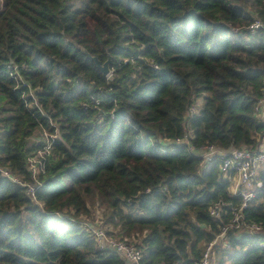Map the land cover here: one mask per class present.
Here are the masks:
<instances>
[{"label": "trees", "instance_id": "trees-1", "mask_svg": "<svg viewBox=\"0 0 264 264\" xmlns=\"http://www.w3.org/2000/svg\"><path fill=\"white\" fill-rule=\"evenodd\" d=\"M256 20L264 0H2L0 168L30 181L43 132L57 137L34 199L0 172V264H123L71 220L94 207L142 264L199 261L242 203L203 149L255 150L264 136ZM77 46L110 57V76ZM242 216L261 231L228 229L217 264H264V191Z\"/></svg>", "mask_w": 264, "mask_h": 264}, {"label": "built area", "instance_id": "built-area-1", "mask_svg": "<svg viewBox=\"0 0 264 264\" xmlns=\"http://www.w3.org/2000/svg\"><path fill=\"white\" fill-rule=\"evenodd\" d=\"M260 29L264 30V24L258 20L246 28V30L251 34ZM14 70L16 75L19 76L15 68ZM29 95L32 96L31 90H29ZM263 100L259 102L257 106L258 113L260 112ZM29 107H31V105H29ZM195 112L196 107L192 106L189 109V113L194 114ZM43 135L45 139V145L43 149L38 150L27 159V167L30 171V181L24 180L22 177L13 176L9 170L0 168L1 177L7 178L11 182L24 188L25 193L32 199H34V191L36 186L40 185L37 179V171L43 172L44 160L50 154V145L52 143V139L57 137V131L54 135L44 131ZM188 138L189 136L187 139L186 137L184 138L186 143H188ZM180 142L183 141L180 140L177 143ZM190 149L192 150L191 147ZM202 157L204 164L210 162L212 158L217 157L221 161L219 170L225 179L231 178V173H233L234 176L232 178L234 183L232 187V193L240 196L242 200L241 206L232 212L230 223L221 228L220 234L216 236L211 243L205 246L201 259L194 263L212 264L213 248L217 242L225 239L228 229L243 228L247 233H259L261 231L260 225L255 223L246 224L243 222L242 211L249 205V203L257 196L259 192L264 191V177L260 179V176L264 175V136L255 150L243 147L241 149L223 151L213 146H209L203 149ZM210 214L215 219H218L220 217L218 206H215L213 209H211ZM71 220L81 224L85 230L90 232L95 245L99 250H110L116 253L123 261V264H142V256L140 251L131 244L110 238L107 235L106 229L101 223L89 222V220L85 217H72ZM223 244L224 248H229L225 241ZM262 246L264 247V243Z\"/></svg>", "mask_w": 264, "mask_h": 264}, {"label": "rangeland", "instance_id": "rangeland-1", "mask_svg": "<svg viewBox=\"0 0 264 264\" xmlns=\"http://www.w3.org/2000/svg\"><path fill=\"white\" fill-rule=\"evenodd\" d=\"M1 6H2V0H0V7ZM36 139L39 140V136H36ZM64 212H66V211H64ZM64 212L62 214L63 215H66ZM103 214L104 213H103V209L102 208L94 207V208H91L90 209V214L89 215H84V216H85V218H87L89 220V222H92V223H101L102 224ZM84 216H82V217H84ZM216 261H217V256L215 254L212 257L213 264H217Z\"/></svg>", "mask_w": 264, "mask_h": 264}, {"label": "water", "instance_id": "water-1", "mask_svg": "<svg viewBox=\"0 0 264 264\" xmlns=\"http://www.w3.org/2000/svg\"><path fill=\"white\" fill-rule=\"evenodd\" d=\"M77 48H79L82 53L89 59H91L95 66L97 67V69L101 72V74L104 77H109L111 74V70H110V64H111V58L109 57L105 62L101 63L98 58L92 57L89 55V53L87 51H85L83 48H81L80 46H77Z\"/></svg>", "mask_w": 264, "mask_h": 264}, {"label": "crops", "instance_id": "crops-1", "mask_svg": "<svg viewBox=\"0 0 264 264\" xmlns=\"http://www.w3.org/2000/svg\"><path fill=\"white\" fill-rule=\"evenodd\" d=\"M259 118H260L261 120H264V100H263V103H262L261 108H260ZM263 170H264V168H263ZM231 180H232V183H234L233 178H232ZM231 191H232V189H231ZM225 264H226V263H225Z\"/></svg>", "mask_w": 264, "mask_h": 264}]
</instances>
